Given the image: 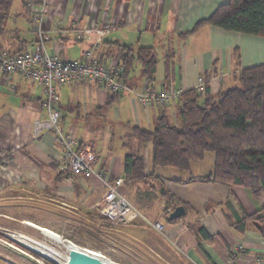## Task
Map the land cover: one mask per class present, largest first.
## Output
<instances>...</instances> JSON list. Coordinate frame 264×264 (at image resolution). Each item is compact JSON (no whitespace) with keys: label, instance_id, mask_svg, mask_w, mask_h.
<instances>
[{"label":"crops","instance_id":"obj_1","mask_svg":"<svg viewBox=\"0 0 264 264\" xmlns=\"http://www.w3.org/2000/svg\"><path fill=\"white\" fill-rule=\"evenodd\" d=\"M26 2L19 0L16 10L12 6L7 32L0 37V50L8 54L30 50L36 44ZM226 2L52 0L43 24L45 45L50 54L70 61L82 60L91 51L105 65L121 61L120 47L135 52L152 48L157 59L154 78L142 77L141 64L135 63L128 76L130 88L139 92L146 87L176 86L189 91L204 78L216 96L234 87L242 70L264 64L262 37L215 26L183 36ZM105 24H113L115 29L101 35L99 29ZM58 93L64 132L78 140V148H91L96 155L95 174L87 178L61 171L62 148L53 134L45 131L34 138L35 121L49 118L43 88L17 75L0 73V200L6 210L20 212L24 220L49 231L67 222L86 243L117 232L112 237L124 247L123 253L134 256L129 262L125 256V260L110 259L117 264H139L145 250L150 251L153 264L174 259L190 264H255L264 258V233L252 222L242 231L236 227L247 215L260 211L264 196L256 200L247 189L200 180L213 172V153L206 155L203 162L210 158L206 174L200 176L191 174L199 163L186 172L152 167L151 145L141 143L133 129L152 132L161 119L178 126V100L165 107L144 106L130 93L110 96L102 87L83 82L61 86ZM110 98L112 104L107 106ZM117 132H122L120 143L111 145ZM135 154H142L146 173L158 180L127 182L122 193L141 217L113 225L92 207L105 194L106 182L123 176L126 157ZM161 189L170 192L174 201L163 197ZM178 206L185 208V216L169 221ZM156 222L164 225L163 233L152 226ZM201 228L204 232L199 234ZM238 246L243 247V256H239ZM89 247L99 245L95 241Z\"/></svg>","mask_w":264,"mask_h":264},{"label":"trees","instance_id":"obj_2","mask_svg":"<svg viewBox=\"0 0 264 264\" xmlns=\"http://www.w3.org/2000/svg\"><path fill=\"white\" fill-rule=\"evenodd\" d=\"M13 3L14 0H0V37L7 32ZM205 26L264 38V0H228L183 36ZM120 49L128 83L135 63L141 64L142 77L154 78L157 70L154 49L140 48L136 52L126 46ZM237 82L239 87L222 90L216 96L207 85L204 93L195 89L185 91L178 100V126L161 119L152 132L133 129L141 143L151 145L153 168L186 172L193 163H201L207 154L213 153V172L200 180L247 189L256 200L264 196V64L242 70ZM111 104L110 98L107 106ZM123 176L126 183L158 180L146 173L142 154L126 157ZM160 192L169 202L174 201L170 192L165 189ZM248 222L264 233V202L258 213L247 215L236 227L242 231ZM198 232L202 234L204 230L201 228ZM78 244L85 247L83 243Z\"/></svg>","mask_w":264,"mask_h":264},{"label":"built area","instance_id":"obj_3","mask_svg":"<svg viewBox=\"0 0 264 264\" xmlns=\"http://www.w3.org/2000/svg\"><path fill=\"white\" fill-rule=\"evenodd\" d=\"M51 5L52 0H27L26 7L31 16L33 31L37 35L36 44L30 50L13 55L0 50V73L17 75L43 88L44 105L49 118L45 122L35 121L34 138L37 139L45 131L52 133L62 148L61 171L88 178L95 174L93 164L96 155L86 145L78 148V140L64 132L61 112L58 109L59 87L79 85L82 82L93 83L106 90L110 96L130 93L144 106L155 104L162 107L179 100L185 91L180 87L171 86L165 89L146 87L136 92L128 86L124 78L121 61L105 65L94 57L91 51L78 61L64 60L50 54L45 45L43 24ZM114 29L115 25L105 24L99 29V34H107ZM205 85L204 78H200L195 90L204 93ZM126 181L124 176L107 181L105 194L100 202L92 207L93 210H97L100 217L109 219L113 225H124L132 218L141 217L135 205L122 193ZM152 226L161 233L165 230L164 225L159 222L153 223ZM237 252L240 253L239 256H243V247L238 246ZM235 258L236 256H232L233 260ZM255 264H264V258H258Z\"/></svg>","mask_w":264,"mask_h":264},{"label":"rangeland","instance_id":"obj_4","mask_svg":"<svg viewBox=\"0 0 264 264\" xmlns=\"http://www.w3.org/2000/svg\"><path fill=\"white\" fill-rule=\"evenodd\" d=\"M18 3L19 0H15L13 10L17 9ZM234 87H239L238 82H236ZM121 134L122 132H117L110 144H119L118 137H120ZM209 159L210 158H207L206 162L195 164L193 171L191 172L192 176L206 174ZM10 211L11 209L6 210L3 199L0 200V262L3 264H70L71 261L66 256L63 245L61 246L59 243H55L52 239H48L44 236V233L54 235L52 231L59 234L54 236L59 237L64 241H70L71 243L78 245L81 249L86 248L100 252L104 257L113 261L119 259L125 260L126 257L127 262H129L132 261L134 257L133 254H128L127 251L124 254V247H119V242L116 237H112V235H116L117 232L112 233L110 236L109 234L107 236L105 235L104 238L97 236L95 241L98 243L99 247H89L92 242L94 243L95 241L86 243L84 236L80 233H76V229H74L75 226L70 227L67 222L62 221L59 224L52 226L53 229H50L52 231H49L47 230L49 228L45 229L46 227H40L41 225L33 221L24 220L20 212L16 214L15 212ZM78 243L85 244V247L80 246ZM149 253L145 250L143 258L138 261L139 264L155 263L150 262ZM69 255L71 254L69 253ZM187 263L189 262L183 261L182 259H174L173 261H160L158 264Z\"/></svg>","mask_w":264,"mask_h":264},{"label":"bare ground","instance_id":"obj_5","mask_svg":"<svg viewBox=\"0 0 264 264\" xmlns=\"http://www.w3.org/2000/svg\"><path fill=\"white\" fill-rule=\"evenodd\" d=\"M44 236L47 237L48 239H52V241H54L55 243H59L61 246L63 245V249H65L66 252V256L68 257V259L72 262L71 256L69 255V253H77V254H88L89 256H92L95 259H99L102 262L106 263V264H117L113 261H111L109 258L104 257L102 254H97L93 251L90 250H84L81 249L78 245L71 243L70 241H64L63 239L56 237L54 235L48 234V233H44ZM68 251V252H67Z\"/></svg>","mask_w":264,"mask_h":264},{"label":"water","instance_id":"obj_6","mask_svg":"<svg viewBox=\"0 0 264 264\" xmlns=\"http://www.w3.org/2000/svg\"><path fill=\"white\" fill-rule=\"evenodd\" d=\"M186 214L185 208L183 206H178L174 211L169 215V221L179 220L184 217ZM72 262L70 264H106L99 259H95L88 254H77L71 253Z\"/></svg>","mask_w":264,"mask_h":264}]
</instances>
